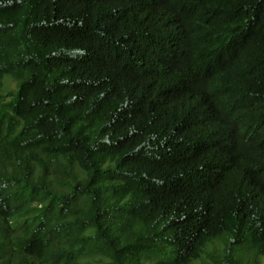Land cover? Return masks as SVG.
Here are the masks:
<instances>
[{
	"label": "trees",
	"instance_id": "1",
	"mask_svg": "<svg viewBox=\"0 0 264 264\" xmlns=\"http://www.w3.org/2000/svg\"><path fill=\"white\" fill-rule=\"evenodd\" d=\"M0 264H264V0H0Z\"/></svg>",
	"mask_w": 264,
	"mask_h": 264
}]
</instances>
